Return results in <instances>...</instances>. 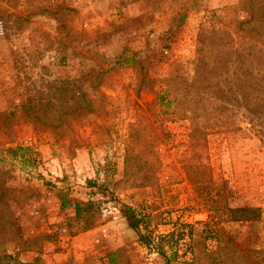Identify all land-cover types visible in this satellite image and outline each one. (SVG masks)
<instances>
[{
    "label": "rangeland",
    "instance_id": "rangeland-1",
    "mask_svg": "<svg viewBox=\"0 0 264 264\" xmlns=\"http://www.w3.org/2000/svg\"><path fill=\"white\" fill-rule=\"evenodd\" d=\"M239 1L0 0V264L68 251L75 264L72 237L120 215L124 244L89 248L85 264H264V125L251 97L208 94L231 76L210 80L213 59L197 54L211 12L242 17ZM132 126L163 139L149 187L145 171L125 178ZM189 165L210 168L201 187ZM239 205L262 221L227 222Z\"/></svg>",
    "mask_w": 264,
    "mask_h": 264
},
{
    "label": "trees",
    "instance_id": "trees-1",
    "mask_svg": "<svg viewBox=\"0 0 264 264\" xmlns=\"http://www.w3.org/2000/svg\"><path fill=\"white\" fill-rule=\"evenodd\" d=\"M223 9L225 17L218 15V10H213L211 12L212 17L209 19L210 25L202 26L198 37L197 54L198 57L209 59L210 56L213 59L209 71L210 80L214 81L222 72L224 74L229 73L231 76L229 84L232 85L219 86L218 89H214L212 93L208 92V94H211L210 96L213 98L222 100L224 103H227V101L234 102L238 107L243 106V99L246 100L244 103L246 104L251 97L250 102L254 100L257 104V109L253 107L251 111L253 114L260 116L259 120L252 119V123L254 126L259 124L263 127L264 121L261 116L264 108V0H240L237 10L241 15H244L242 17L227 18L229 8ZM214 18H217L216 20L219 21L221 26H216ZM232 27L236 30V37L231 32ZM172 80L175 81V78ZM203 87L212 89L214 84H205ZM167 91H170V89H167ZM164 93L169 94V92ZM233 95L235 97H232ZM167 98V96L160 94L157 104H166ZM35 106L36 100L30 98L22 104V111L32 113L28 116L37 118L38 114H33L34 110L37 109H35ZM221 108L224 107L221 106ZM153 134L152 139H149L146 138L145 131L142 132L135 126L130 128V140L125 153V178H131L134 175L133 173L137 171H145L140 181H137L140 187L152 186L156 180L155 174L152 172L155 167L153 159L156 160L155 148L163 139L160 134ZM257 134L264 135V127L260 131L257 129ZM262 135L260 136L263 138ZM194 144L193 142L192 146ZM145 152H147L148 157L142 164L139 159ZM188 169L192 174L190 175L192 176V182L201 187L203 182L196 179L195 176H201L205 169L210 170V168H197L189 165ZM62 199L63 208L69 207V202L65 198ZM75 210L77 216H79L81 212L79 204H75ZM226 211H228L227 222L257 223L263 219L262 210L259 207L228 206ZM134 228L138 229V226L134 225ZM112 257L114 256L112 255Z\"/></svg>",
    "mask_w": 264,
    "mask_h": 264
},
{
    "label": "crops",
    "instance_id": "crops-1",
    "mask_svg": "<svg viewBox=\"0 0 264 264\" xmlns=\"http://www.w3.org/2000/svg\"><path fill=\"white\" fill-rule=\"evenodd\" d=\"M126 222L127 221L124 219V216L120 215L119 220L115 222L110 220L109 222L103 223L101 226L95 227L90 231L72 237V243L74 247L73 256L77 257V263L75 264L86 263V257H81V255H84L89 250V248L93 250L96 246H99V244H101L105 249V252H113V250H116L119 246L124 244V234L122 230L123 228L125 229V227H128ZM117 228L119 229L120 233V237L118 239L115 233V230ZM64 253L65 252H54V254L51 255L50 258H48L41 253L27 252L23 256L22 262L25 264L34 263L38 260L39 257H45L47 260H49L45 261V264H63V261L68 260L70 256L69 251L66 252V254Z\"/></svg>",
    "mask_w": 264,
    "mask_h": 264
},
{
    "label": "built area",
    "instance_id": "built-area-1",
    "mask_svg": "<svg viewBox=\"0 0 264 264\" xmlns=\"http://www.w3.org/2000/svg\"><path fill=\"white\" fill-rule=\"evenodd\" d=\"M0 33L3 34L4 33V27H3V23L0 22ZM64 233L67 232V229L63 230Z\"/></svg>",
    "mask_w": 264,
    "mask_h": 264
}]
</instances>
